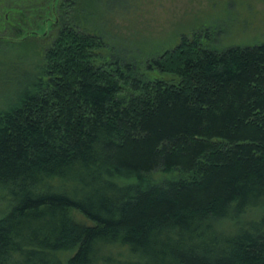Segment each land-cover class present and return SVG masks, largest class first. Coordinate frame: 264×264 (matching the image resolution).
<instances>
[{
  "label": "trees",
  "instance_id": "trees-1",
  "mask_svg": "<svg viewBox=\"0 0 264 264\" xmlns=\"http://www.w3.org/2000/svg\"><path fill=\"white\" fill-rule=\"evenodd\" d=\"M87 1L0 0L6 53H41L0 71V264H264V43L139 60Z\"/></svg>",
  "mask_w": 264,
  "mask_h": 264
},
{
  "label": "rangeland",
  "instance_id": "rangeland-1",
  "mask_svg": "<svg viewBox=\"0 0 264 264\" xmlns=\"http://www.w3.org/2000/svg\"><path fill=\"white\" fill-rule=\"evenodd\" d=\"M105 1L93 5L88 0L84 4L87 14L82 25L88 32L102 35L112 51L127 54V57L147 60L174 48L182 36L199 35L201 43L218 51L264 43V0H109L108 5ZM54 3L52 0L51 6ZM52 23L50 20L46 28L38 27V35H43L38 40L44 45L54 35ZM7 34L8 38L18 41L22 40L24 32ZM5 49L4 43H0L2 73L7 59L19 62L22 58L25 62L20 68H30L41 56L35 42L16 44L9 55ZM149 75L161 76L157 72ZM181 176L178 172H158L151 181L162 182ZM5 205L0 202V214ZM256 214H250L249 218ZM71 217L79 224L90 225L77 211L72 210Z\"/></svg>",
  "mask_w": 264,
  "mask_h": 264
}]
</instances>
